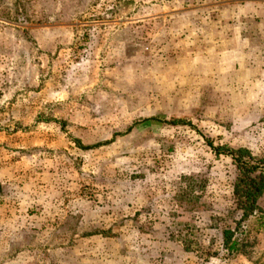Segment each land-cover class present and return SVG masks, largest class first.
Wrapping results in <instances>:
<instances>
[{"label": "rangeland", "instance_id": "374dc122", "mask_svg": "<svg viewBox=\"0 0 264 264\" xmlns=\"http://www.w3.org/2000/svg\"><path fill=\"white\" fill-rule=\"evenodd\" d=\"M208 141L264 156V0H0L11 264H264Z\"/></svg>", "mask_w": 264, "mask_h": 264}, {"label": "trees", "instance_id": "16d2710c", "mask_svg": "<svg viewBox=\"0 0 264 264\" xmlns=\"http://www.w3.org/2000/svg\"><path fill=\"white\" fill-rule=\"evenodd\" d=\"M175 123L176 120H173ZM217 156L226 155L236 167V177L233 183V196L236 208L242 211V218H246L258 209V202L264 194V156L254 155L246 147L232 148L227 145H214L208 141ZM234 229L223 230L224 243L229 249H235L238 239L232 240Z\"/></svg>", "mask_w": 264, "mask_h": 264}, {"label": "crops", "instance_id": "0c3cea01", "mask_svg": "<svg viewBox=\"0 0 264 264\" xmlns=\"http://www.w3.org/2000/svg\"><path fill=\"white\" fill-rule=\"evenodd\" d=\"M15 223H13L14 225ZM22 227L25 226V224L21 225ZM11 242V241H10ZM11 245L8 246V244L6 245H2L1 244V241H0V251L4 252V254L2 256H4L3 258H5L4 260V264H11L12 261H14L15 258H19L20 260L23 258L24 259V256L23 254L20 252L19 254L16 255V257H14V255L12 253H9V256H8V251L11 250ZM9 249V250H8ZM6 256V257H5ZM23 256V257H22Z\"/></svg>", "mask_w": 264, "mask_h": 264}]
</instances>
